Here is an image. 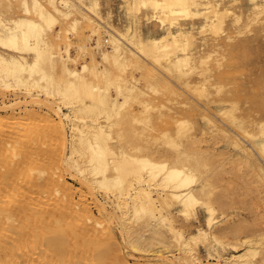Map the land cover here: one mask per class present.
Instances as JSON below:
<instances>
[{
    "label": "bare ground",
    "instance_id": "1",
    "mask_svg": "<svg viewBox=\"0 0 264 264\" xmlns=\"http://www.w3.org/2000/svg\"><path fill=\"white\" fill-rule=\"evenodd\" d=\"M247 1L244 28L264 30V0ZM236 2L121 0L118 30L101 21L99 0H0V264H103L94 247L102 239L115 244L110 264H264V207L250 206L262 227L255 218L256 228L244 226V217L216 224L226 211L216 183L228 169L243 167L264 186V95L261 114L243 116L223 83L234 73L225 17L240 22ZM140 13L158 35L142 34ZM196 20L200 40L214 42L205 53L195 47ZM90 39L92 48L106 45L98 61ZM171 83L181 89L167 98L173 106L156 103L149 92L175 93ZM173 207L184 223L200 208L203 224L185 234ZM199 246L212 261L202 262Z\"/></svg>",
    "mask_w": 264,
    "mask_h": 264
},
{
    "label": "rangeland",
    "instance_id": "2",
    "mask_svg": "<svg viewBox=\"0 0 264 264\" xmlns=\"http://www.w3.org/2000/svg\"><path fill=\"white\" fill-rule=\"evenodd\" d=\"M99 4L101 5L99 8V14L103 18V20L101 19V21H104V22L109 21L110 23H112V25L116 29L121 30L123 25L126 23V17H125V14L123 12L121 0H99ZM231 10L233 12H236V13H241L242 18L237 25H230L231 14H229L225 17V26L227 28V31L231 35H233V39L230 41V44L233 45V51L229 54L228 53L226 54V58H225L226 62L225 61L224 62H225V64H229L230 69L234 68L233 69L234 73H232L233 77H232V75L227 74L228 76L224 79L223 83L226 85V88L230 89L235 94L234 98L237 100V109L235 110V112L238 114H241L243 116L249 115L250 118H255V117L259 116L262 112L261 111V97L264 95V30H262V31L258 30L257 25H250V26L244 28L245 22L247 21V14H249L252 11L247 0H238V2L233 4V6H231ZM107 13L109 15L108 18H106ZM17 14H19V11L14 10V11L10 12V14H6V16H12L13 17ZM262 15L264 16V12L262 13ZM139 16H140L139 17V25H140L139 28H140L143 35H158L161 32V30H160V28H159V26L155 20L149 19L147 21L145 19V16L143 17V14H141V13L139 14ZM199 24H200V20H196L195 29L193 30L195 33V37H196L195 47L201 53H205L207 50H210L213 48L214 42L212 40V36L209 34L204 36V37H206V41L204 43L202 40H200L201 35L196 33V31H197L196 28H198ZM237 31H241L240 35L237 34ZM67 36L71 41L70 56L73 57L76 54L74 44L77 41L78 35L76 33L70 32L69 34H67ZM88 43L90 44L91 53L94 52L93 57H94L95 61H98L99 52L101 50H103L106 45H103V46H100L97 48H92L91 46L94 45L93 40L92 39L88 40ZM227 55H228V57H227ZM213 57L209 60V63L213 62ZM86 60L88 61L89 58H87ZM78 61H81V58H79ZM126 74H127L126 76L128 78L138 77L136 73L131 72V71H128ZM214 80L215 79H211L210 82H213ZM191 81L193 83L198 82V81H200V77L193 75L191 78ZM228 83H229V85H228ZM137 84L139 86H143L144 81L142 79H140L139 83H137ZM171 84H172V87H173L175 93L171 94V93H168L167 91H162L159 94H152L149 92L150 96L152 98H155L154 101L156 103L161 102V103H164L165 105L173 106V104L171 105V103L167 101V98L168 97L169 98H178V96L176 94H178V92H181V89L178 87V85H176L174 83H171ZM209 88L211 89V91L213 90L212 86H209ZM6 94L8 95V97L10 96L9 98H12L14 96L11 91H7ZM163 94H164V96H163ZM212 95H213V93H212ZM223 107L228 108V107H230V104L229 103H223ZM138 109H139L138 104H136L134 102L131 103L130 111L133 110V112H136ZM63 110L66 111V108H63ZM163 110H165V108H163ZM205 112L213 117V112H215V111H213L211 108H207V109H205ZM185 115L186 114H181L179 116H185ZM194 118H195L196 123H198V125L201 124L199 116H194ZM37 125L38 124H36V126ZM218 144L220 146V149L225 150L223 141L219 140ZM224 161H226V160H224ZM225 164H224V167L226 169H228V167H230V165L227 162ZM60 170L63 173V175H65L64 177L66 178L68 175V171L64 170L62 167ZM229 170H230V173L232 172V174L228 175ZM227 171H228V173H226V175L224 174L223 176L225 177V179H226V177H228V179H227L228 182H227V180L226 181L221 180V181L217 182L218 184L216 183V187L219 191L218 194L222 196L223 200L226 203V211L221 217H219V216L217 217L219 219V221L216 224H221L223 222H230L232 220H237L238 218L243 219V217H244L243 220L245 222H247V224L250 223L248 225L244 224V226L254 228L255 226L254 225L252 226L251 224L254 223L252 220H254V218L256 217L255 216L256 215L255 213H257L256 210H258V207L259 208L264 207V204L262 205V200L260 199V196L264 197V193H263L264 186L254 178L253 174L249 173L246 176L245 175V168H243V167H239V168L236 167L234 169H228ZM233 171H235V172H233ZM233 173H236V174H233ZM237 173H239V174L241 173V174L238 175ZM250 174L252 176V177L250 176V179H252V180H251V182H247V184H248L249 188L251 186V191H250V189L247 188V186H246L247 184L244 185L243 183H241V182H243L244 178H246L247 181H249L250 180L249 179ZM235 175H236V178L240 177L241 179L242 178L243 179L240 181V179L235 178ZM241 175L244 177H241ZM246 179H244V180H246ZM231 180H235L234 181V182H236L235 186H234V182L233 181L231 182ZM244 182H246V181H244ZM256 182H257V185H256ZM73 184L79 185L78 183H76L74 181H73ZM259 184H261V186L258 187ZM74 185H73V187H74ZM219 186L221 187V189ZM222 188L224 190H222ZM227 189L231 190V192L228 191ZM252 189L254 191H252ZM256 189L257 190L259 189V190L257 191ZM242 190L246 191V192L243 193ZM228 192H229V194H228ZM233 192H234V194H233ZM247 192L249 193V195L247 194ZM93 193L95 196H97V198L100 197L99 198L100 200L106 201V197L104 196V194L102 192L99 193L97 191H94ZM229 195H231V197H229ZM244 196H246V197H244ZM248 198H250V199H248ZM234 199H236V200H234ZM247 200H248V202H250V201H252V202L255 201V202L250 204V203L246 202ZM258 200H261V201H258ZM107 203L109 204V205L106 204L107 210L112 211L113 209L111 210L112 207L110 206L111 202L108 199H107ZM229 203H231V204H229ZM244 203H246V204H244ZM258 203H260L261 206H260V204L258 205ZM248 204H249V206H248ZM231 205H232V207H231ZM251 205H254L255 208H256V205L258 207L256 210L252 211L255 208H254V206H252L253 207V209H252V207H250ZM93 207L94 206H92V208ZM171 212L173 213V216L175 219V225L177 227H181L184 230L185 234H189L190 232H193L197 225L203 224V213H202V210L200 208L196 209V214L194 215L195 219L192 218L187 223L182 222L179 215L175 211V207L172 208ZM112 213H113V211H112ZM253 215L255 216L254 218L252 217ZM230 217H232V218L230 219ZM251 217L253 219H251ZM254 221H256V223L258 221L260 226L262 225V223L260 222L259 219L255 218ZM256 223H254V224L256 225ZM116 224H118V223L114 220L113 221V227H114L113 229H114L115 233H117L116 235L120 236V233H119L120 229H118L119 227ZM257 228H258V226H257ZM114 246H115V244L113 242L109 241L108 239H105V240L102 239L95 244V246H94L95 251L101 250V249L104 251L103 255L100 257L103 264H110L111 258L108 254V251L110 248H112ZM127 252H131V251L126 250L125 253L127 254ZM221 252L223 255H226L225 251H221ZM130 254H132V252L128 253L127 256L128 255L132 256ZM133 254H135V253H133ZM196 255H198L201 258L202 262L205 261L204 263H208V261H212L211 259L206 260L204 258L205 251L201 246H199L198 253ZM148 256L149 255H144L145 258H149L150 260H153L152 262H154V263L158 261V259H155V257H153L151 255L149 257ZM213 261H216V260H213ZM98 262H100V261H98ZM221 262L218 264H224L223 262L222 263Z\"/></svg>",
    "mask_w": 264,
    "mask_h": 264
}]
</instances>
